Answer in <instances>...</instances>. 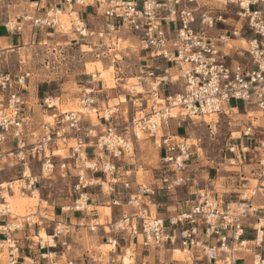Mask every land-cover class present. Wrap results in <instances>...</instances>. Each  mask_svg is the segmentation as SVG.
I'll return each instance as SVG.
<instances>
[{
    "label": "built area",
    "instance_id": "2783aa9c",
    "mask_svg": "<svg viewBox=\"0 0 264 264\" xmlns=\"http://www.w3.org/2000/svg\"><path fill=\"white\" fill-rule=\"evenodd\" d=\"M31 5L30 12L4 24L8 34H21L27 26L35 31H56L61 15L66 14L76 40L89 46L90 52L94 50L97 58L109 57L121 36L130 35L151 64L144 66L143 80L138 77L127 96L133 113L126 127L115 123L118 105L101 110L103 116L98 120L103 124L98 130L83 119L85 113L61 111V98L47 94L41 104L49 121L40 124L38 137L26 111L28 103L17 90L26 85L31 74L24 73L17 80L0 74V88L6 97L0 110V163L9 160L21 168L19 179L0 183V264H23L19 234L25 227L40 226L38 222L45 223L44 229L52 227L53 244H45L53 249L70 234L65 223L49 220L39 211L14 216L7 200L15 190L21 196L40 192L42 181L57 169L64 176L76 172L71 199L61 208L64 214H90L98 200L111 210L121 209V218L106 225L105 240L112 252L123 242L142 252L180 251L185 261L179 264H264V214L260 213L264 208L255 204L264 189V152L256 162L258 184L249 198L228 200L205 189L195 200L186 201L185 210L165 218L151 209L154 205L156 210L160 208L151 203L156 189L132 179L135 151L130 138L139 140V134L147 133L156 139L161 161L170 172L161 180L166 190L184 185L183 174L192 156L184 139L166 135L157 140L169 120L207 122L206 118L216 116L219 121L238 112L233 102H243L256 109L262 121L256 124L259 119L246 111L243 115L248 121L241 137L254 141L255 150L264 151V0H32ZM229 7L248 33L247 63L228 62V54L220 49L226 42L217 32L219 25L226 24ZM96 78L92 75L89 86L81 91L80 103L88 115L99 111L97 92L104 82L101 88ZM147 79L152 80L149 86L144 82ZM174 86L178 91H173ZM217 124L216 120L207 122L212 132ZM236 148L230 147V154H235ZM241 152L247 149L241 148ZM34 162L39 165L37 176L32 173ZM88 227L94 233L99 226ZM60 245L67 247V241ZM242 252L251 254L250 262L240 258ZM57 258V251L41 254L49 264ZM135 260L130 256V264H136ZM145 260L138 264H148Z\"/></svg>",
    "mask_w": 264,
    "mask_h": 264
},
{
    "label": "rangeland",
    "instance_id": "374dc122",
    "mask_svg": "<svg viewBox=\"0 0 264 264\" xmlns=\"http://www.w3.org/2000/svg\"><path fill=\"white\" fill-rule=\"evenodd\" d=\"M31 1L0 0V25L4 26L9 20L19 19L25 12H30L33 7ZM225 18L226 24L219 25L221 30L217 32L223 36L226 42L220 45V49L228 54V62L234 60L247 63L245 50L247 49L246 39L248 33L245 32L244 24L239 22V18L231 7L227 8ZM88 19L92 20L91 17H88ZM60 20L62 22L56 31H35L36 38L34 42L26 43L27 45L22 50L9 53L0 52V74L10 75L12 79L17 80L24 73H30L31 76L26 80V85L23 88L17 87V90L24 95L26 102L35 104L39 107V110L44 111L41 103L46 95L45 93L59 96L61 98V111L78 110L83 112L85 113L83 119L87 122L90 121L99 130L101 122L98 121V118L103 116V113H101L103 109L99 108L97 115L95 113L88 115L80 103L81 89L88 87L92 81V75H96L95 80L99 82L96 85L101 84L102 88V82H104V87L107 88V91L103 93L104 96H100V102L103 103V101L108 100H114L116 104L120 102L122 113L119 111L115 114V118L118 116L115 123L120 127H126L128 121L131 120L133 111H131L130 98L127 97V101L124 96H128L132 87L137 84L138 77L143 80L144 75H141V72L145 70V65L151 63L146 61V55L139 50L130 35L121 36L120 44L117 45L116 51H113L109 57L100 56L97 58L94 50L93 53L90 52L91 48L89 46H84L83 42L76 40V36L70 29V18L65 15L61 16ZM62 23L66 24L64 29ZM235 33L240 36H235ZM111 68L110 79L112 78L111 83H114L109 86L101 76V78L99 77V74H106ZM148 81L151 82V80ZM144 82L147 81L144 80ZM148 88L146 87L145 90ZM172 89L175 92L178 91L179 87L174 86ZM40 93L42 94L40 95ZM5 102V94L2 93L0 88V110L5 107ZM232 106L237 107L240 111L231 112L230 118L221 117L219 121L216 120L218 124L213 132L208 128L207 122L200 119L184 122L180 119L169 120L168 123L162 125L159 138L167 134L172 136V130L177 131L181 138L187 139V145L192 153L183 174L186 179L184 185L177 187L175 190H159L155 195L158 203L174 207L171 209L174 215L185 210L187 207L186 201L195 200L197 194L202 190L207 189L224 199L235 201L241 196L249 198L253 189L257 186L258 182L255 179L256 162L263 157L264 151L263 149L255 150L257 145L254 142L248 143L246 139L241 137L240 132L248 121L247 115L242 116L246 111L259 119L256 124H261V114L256 109L250 108L251 106L247 107L243 102H233ZM26 111L30 119L35 118L32 111L29 109ZM43 117L45 121H49L45 114ZM50 121L52 122V120ZM167 124H169L170 133L167 132ZM178 124L182 129H175L174 125L177 126ZM35 131L38 137L40 129H35ZM130 138L132 148L135 151L132 159L134 165L131 167L133 170L132 179L140 184L151 186L159 184L158 186L164 187L161 183L162 177L170 172H168L167 165L161 161V151L157 148L156 139L147 133L143 134L141 141L135 140L132 135H130ZM236 145L250 146L251 156L247 155V160L243 159L241 161L239 159L237 161L236 157L240 155L239 149L236 148L235 154L229 152L230 147ZM63 155L66 156L67 153L65 152ZM32 167L33 175L37 176L39 165L34 162ZM75 174L76 172L73 171L72 175L68 173L64 176L65 174L57 169L50 179L42 181V189L37 195L21 196L16 190V194L11 196L15 198L8 197L7 199L11 212L14 216L20 217L40 212L43 217H48L49 220L68 223L72 218V224H83L73 218V214H64L61 211L62 206L71 199V186L75 181ZM20 177L21 168L14 162L8 160L0 163V183H10ZM244 184L246 185L245 189H242ZM104 188L107 191V186H104ZM99 199L102 200V197ZM256 206L258 205L256 204ZM95 209H98L100 213V220H96V224L98 222L101 224L110 222L111 212L115 218L121 214V209L118 208L112 210L109 208H91V210ZM162 211L167 212L166 209H160V212ZM38 224L40 226L36 225L32 228L34 242L38 243L39 240L45 243L52 241V238L43 230L45 223L42 225L38 222ZM84 224L89 223L84 222ZM26 229L28 227L23 230ZM77 229L79 228L73 226L69 228L70 234L74 236L69 241H73L72 246H76L77 251L80 248L79 246L93 249L96 264H117L122 260L125 262V255L129 251V258L133 256L136 259V264L142 261V257L149 256L147 252H142L141 248L135 246L129 248V245H124L123 242L120 243V247L116 252H112L113 247L109 246L106 240L102 242L98 238L101 232L100 228L95 233L90 232L87 228L82 231ZM47 230L49 234H52V227ZM104 231H108L106 226ZM36 235H39V240L35 239ZM106 245L108 246L106 247ZM154 255L156 257V254L152 252L151 256L146 258L145 261L148 264H179V262L185 261L183 254L179 256L175 252L166 253L163 251L160 259L155 258ZM241 262L242 260H239V263Z\"/></svg>",
    "mask_w": 264,
    "mask_h": 264
},
{
    "label": "crops",
    "instance_id": "0c3cea01",
    "mask_svg": "<svg viewBox=\"0 0 264 264\" xmlns=\"http://www.w3.org/2000/svg\"><path fill=\"white\" fill-rule=\"evenodd\" d=\"M34 32H35V30H33L32 28H30L29 26H27L21 34H14V35H12V34H8L7 33V31H6V29H5V27L3 25H0V52H8L9 53V52H16V51L22 50L27 44L34 42V40L36 38V35H35ZM145 81H147L146 82V85L147 86H149V84H151V82H152V80H151V82L149 83L148 79L145 80ZM99 86L101 87V84ZM83 89L84 88H82L81 91ZM106 91H107V88L103 86V89L102 90H99L97 92V96L99 98H100V96H104L103 93H105ZM173 91H174V89H173ZM41 94L42 93H40V95ZM45 94L47 95L48 93H45ZM124 97L127 100V96H124ZM112 101H113V103H111ZM112 101L111 100H108V101H103V103L99 102L98 108L105 109L106 106H115V105H118L119 108H120L119 111L122 113V106L120 105V102L116 104V103H114V100H112ZM125 103H127V102H125ZM40 107H41V105H40ZM27 108L30 111L33 112L34 117H35L34 119H32L33 127L36 130H39L40 129V124L44 120V117H43L44 114L46 115V118H47L48 113H46L45 110L44 111L43 110L42 111L39 110V107L35 106V104H32L30 102L28 103ZM131 111H132V108H131ZM238 111H240V110L238 109ZM40 112H41V114H40ZM115 119H118V116H116ZM98 121L101 122V124H103L102 123L103 122L102 120H98ZM174 126H175V129L176 130L182 129V127H180L179 124L177 126L176 125H174ZM167 132L168 133L171 132L170 131L169 124H167ZM167 135H170L171 136V134H167ZM172 136L181 138V135L178 134L177 131H173V130H172ZM181 139H184L187 142V139H185V138H181ZM247 142L250 143V142H254V141H247ZM236 146L238 147L239 152H240V155H238L237 157H239L241 161L243 159L244 160H247V155H249V157L251 156V154H250V146H246V147H242L241 145H236ZM241 148L247 149V152L242 153L241 152ZM247 153H249V154H247ZM158 185L159 184H154L153 185V187L156 189V193L159 190H163V188L160 187V186H158ZM155 195H154V197H152L151 203L152 204H159L160 205V208L158 210H156V208H155L156 206L154 205V206H151V209L155 213L159 214L160 217H165L166 218V217L173 216L174 215V212L171 209L174 208V207L168 206V205L163 204V203H158L157 199H155ZM237 199H239V197ZM255 202H256V204L258 205L259 208H264V189H262L260 191V193L257 196ZM93 208H103L104 209V208H108V207H106V203L105 202H101V201L98 200V203L94 204ZM160 209H163V210L166 209L167 212L166 211L160 212ZM93 211L94 212H92L90 214L74 213L73 214V216H74L73 218L77 219L78 221L82 222L83 224H72L73 221H72V218H70L69 222L68 223L67 222L65 223L66 226L68 227V229L69 228H72V226L73 227H77V228H79V229H77L78 231L86 230V228H87V230H89V227L88 226L94 225V223H96V220H100V213H99L98 209H95ZM127 212H129L128 209H127L126 213ZM260 213L261 214H264V212H262V211H260ZM113 218H115L114 215L112 214V217L110 215V222H111V220ZM116 218L119 219L121 217H119V215H118ZM84 222H88L89 224H86L85 225ZM110 222L105 223V224H101L100 223V225H98L99 226L98 228H100V231H101L100 232V235H98V238H100V240L102 242L105 241V239H106V237H105V231H104L105 226L107 224H109ZM91 223H93V224H91ZM95 225H97V224H95ZM43 230L49 236L51 235V234H49V232H48V230L46 228L45 229L43 228ZM38 234L40 235V233H38ZM39 235L38 236L36 235L35 239H38L39 238ZM19 237L22 240L21 247L23 249H22L21 257H22L23 264H49V262L47 260L45 261V260H42L41 259V254H43V253L50 254V253H52L54 251H57L58 258L53 261V264H69V262H72L73 264H96V259L94 258V254H93L94 251H92L93 249L86 248L85 246H79L80 248H78V251H77V247L76 246L75 247L72 246V242L73 241L71 242V241H69V239H73L74 238L73 234H69L68 236H65L66 237L65 239H62L61 238L60 240H58L60 242L58 243L59 245H58V247L56 249L51 248L47 244H43L42 242H40L39 239H38L39 242L38 243H35L34 242V237H33V231H32V229H26L24 232H22V233L19 234ZM65 240L67 241V247H61L60 243H63ZM123 244L125 245V243H123ZM72 247H73V251L71 250ZM152 252L154 254H156V257H155V255H154V257L155 258L158 257L157 259H160V257L163 255V251L162 252H154V251H151V252H147L149 254V256L142 257V259H146V258L150 257L151 254H152ZM164 252L169 253L168 251H164ZM129 253H130V251L128 252V254ZM172 253H174V252H172ZM128 254H126L125 256L126 257H129ZM240 258L242 260L245 259L246 262H250L251 261V254L250 253H243L242 252L240 254Z\"/></svg>",
    "mask_w": 264,
    "mask_h": 264
},
{
    "label": "bare ground",
    "instance_id": "6f19581e",
    "mask_svg": "<svg viewBox=\"0 0 264 264\" xmlns=\"http://www.w3.org/2000/svg\"><path fill=\"white\" fill-rule=\"evenodd\" d=\"M65 15H66V14L61 15V16L63 17V16H65ZM66 20H67V19H66ZM61 22H62V21H61ZM62 25H63V29H64L66 24H65V23H62ZM66 29H67V27H66ZM235 34H236V33H235ZM235 36H240V35H239V34H236ZM111 72H112V68H111V70H108L106 74L104 73V74L101 75V77L104 79L105 82H107V83L109 84V86H110L112 83H114V82L111 83V79H112V78L110 79V77H111V76H110ZM112 87H113V86H112ZM177 112H178V110H175L173 113L177 115ZM242 116H245V115H242ZM217 119H218V118H217L216 116H215V117L213 116V117L206 118V121H207V122H210V121H212V120H217ZM159 135H161V130H159V132H158V135H157L158 138H159ZM142 136H143V134H139V140H138V141H141V140H142ZM26 175H28V172H26ZM16 192H17V191L15 190V193H16ZM37 193H38V192H35L34 194L37 195ZM13 198H14V197H13ZM11 213H13V212H11ZM95 224H96V223H95ZM97 225H100V223L98 222ZM50 238H51V237H50ZM52 241H53V240H52ZM52 241H48V242H49V243H52ZM42 243L45 244V242H42ZM107 246H108V245H106V247H107ZM109 249H110V248H109ZM175 253H177L179 256L182 254L180 251H175ZM129 262H130L129 257H126L125 263H126V264H130Z\"/></svg>",
    "mask_w": 264,
    "mask_h": 264
}]
</instances>
